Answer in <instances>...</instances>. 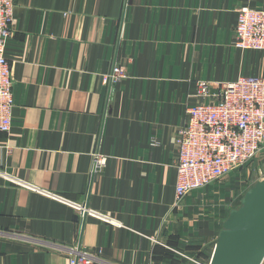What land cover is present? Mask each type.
<instances>
[{"label": "crops", "instance_id": "obj_1", "mask_svg": "<svg viewBox=\"0 0 264 264\" xmlns=\"http://www.w3.org/2000/svg\"><path fill=\"white\" fill-rule=\"evenodd\" d=\"M243 6L264 9V0H16L0 264H70L76 247L101 249L106 264H156L157 247L175 239L214 242L223 207L210 201L229 184L175 206L176 139L200 82L264 76V51L234 44ZM114 66L128 76L113 82L101 113ZM95 153L107 160L92 173Z\"/></svg>", "mask_w": 264, "mask_h": 264}, {"label": "built area", "instance_id": "obj_2", "mask_svg": "<svg viewBox=\"0 0 264 264\" xmlns=\"http://www.w3.org/2000/svg\"><path fill=\"white\" fill-rule=\"evenodd\" d=\"M15 4L16 0H0V133L10 132L15 107L12 66L6 53ZM237 19L235 46L246 51H264V9L243 6ZM127 76L123 67L114 66L103 82L107 86ZM198 87V101L187 105L176 139L174 204L180 206L191 193L226 183L233 175L237 179L245 177L241 192L229 189L231 199L210 201L213 208L226 207L229 211L237 198L241 200L248 188L264 179V158L258 165L253 163L264 153V76L242 75L231 81L200 82ZM106 160L95 153L92 173L105 166ZM73 205L82 214L87 212L84 206ZM91 214L108 220L101 214ZM101 252V249L90 252L72 248L70 264H106L99 255Z\"/></svg>", "mask_w": 264, "mask_h": 264}, {"label": "water", "instance_id": "obj_3", "mask_svg": "<svg viewBox=\"0 0 264 264\" xmlns=\"http://www.w3.org/2000/svg\"><path fill=\"white\" fill-rule=\"evenodd\" d=\"M112 84L104 86L100 112ZM87 213H84L86 218ZM264 179L248 188L240 206L230 210L216 239L209 264H263Z\"/></svg>", "mask_w": 264, "mask_h": 264}, {"label": "trees", "instance_id": "obj_4", "mask_svg": "<svg viewBox=\"0 0 264 264\" xmlns=\"http://www.w3.org/2000/svg\"><path fill=\"white\" fill-rule=\"evenodd\" d=\"M236 186L237 185L232 184L229 187L236 188ZM229 212L230 210L229 211L224 210L222 212L223 221L228 216ZM223 221L218 228L217 237L222 228ZM216 239L211 245L207 247H202L201 245H198V244L197 245H190V244L187 245V244L179 242L178 239H175L176 241L172 242L171 245L168 247L158 246L156 249L155 255H154V260L156 264H179L181 263V259L183 258V256L186 255V256L194 257V259H196L197 261L201 263L209 264Z\"/></svg>", "mask_w": 264, "mask_h": 264}, {"label": "rangeland", "instance_id": "obj_5", "mask_svg": "<svg viewBox=\"0 0 264 264\" xmlns=\"http://www.w3.org/2000/svg\"><path fill=\"white\" fill-rule=\"evenodd\" d=\"M264 158V153L263 154H261V155H259L255 160H254V165H258L261 161H262V159ZM236 178V176H231V177H229V178H227L226 179V183H228V184H238L237 186H236V188L238 189V192L240 191H242L241 189L243 188V185L245 184V177H241L240 179H235ZM243 180V181H242ZM228 199H231L230 198V195H228L227 197H226V200H228ZM226 203H228L227 201H224V204H226ZM240 204H241V200H240V198H237L234 202H233V204H232V207H234V208H236V207H238V206H240ZM225 209V211H228L227 210V208L225 207L224 208ZM224 209L222 208V210L224 211ZM170 248V247H169ZM186 255H184L183 256V258L181 259V263H179V264H204V263H201V262H199V261H197L196 259H194V257H192V256H186ZM206 263V262H205Z\"/></svg>", "mask_w": 264, "mask_h": 264}]
</instances>
